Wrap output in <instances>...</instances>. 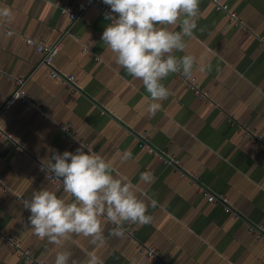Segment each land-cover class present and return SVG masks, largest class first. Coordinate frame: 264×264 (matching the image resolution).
<instances>
[{
  "label": "crops",
  "instance_id": "1",
  "mask_svg": "<svg viewBox=\"0 0 264 264\" xmlns=\"http://www.w3.org/2000/svg\"><path fill=\"white\" fill-rule=\"evenodd\" d=\"M221 1L229 12L199 0L193 35L174 53L194 58L191 75L210 99L198 100L170 73L162 81L169 96L152 115L142 82L115 63L101 40L110 22L104 12L87 0H0V8L12 11L10 19L0 18V130L10 135H0L3 233L48 264L65 250L69 264H87L90 254L103 264H264V240L251 230L264 232V0ZM61 7L80 15L75 24ZM169 27L179 30L178 23ZM28 39L44 46L61 39L51 67L40 64ZM19 80L28 102L8 106ZM247 132L263 142H252ZM81 144L134 185L150 223H128L116 236L101 218L103 239L95 244L68 234L56 245L29 230L23 201L34 190L71 198L47 179L52 150L71 152ZM125 151L131 155L122 159ZM144 171L153 174L150 183L139 180ZM202 187L226 195L237 215L209 203ZM146 246L157 248V259L141 253ZM0 264H23L1 240Z\"/></svg>",
  "mask_w": 264,
  "mask_h": 264
},
{
  "label": "clouds",
  "instance_id": "2",
  "mask_svg": "<svg viewBox=\"0 0 264 264\" xmlns=\"http://www.w3.org/2000/svg\"><path fill=\"white\" fill-rule=\"evenodd\" d=\"M102 3L110 9L104 14L110 22L101 40L114 53L115 63L142 82L153 101L147 111L155 115L161 108L158 101L169 96L163 79L170 73L188 76L193 69L191 55L174 53L183 52L184 38L193 35L199 0H102ZM11 17L9 7L0 8V18ZM177 23L179 30H170L169 26ZM130 155L125 151L122 159ZM46 161L47 172L71 198H62L45 187L34 190L31 198L23 201L30 213L29 230L36 236L59 245L68 234H80L91 237L95 244L103 239L101 218L115 225L116 236L123 235L124 225L128 223L151 222L148 206L133 191L134 185L126 178H116L109 164L85 144L71 152L52 150ZM152 179L150 171L139 175L144 183ZM70 256L69 251H58L54 264H69ZM71 264L77 261L72 260ZM87 264H103V261L90 254Z\"/></svg>",
  "mask_w": 264,
  "mask_h": 264
},
{
  "label": "built area",
  "instance_id": "3",
  "mask_svg": "<svg viewBox=\"0 0 264 264\" xmlns=\"http://www.w3.org/2000/svg\"><path fill=\"white\" fill-rule=\"evenodd\" d=\"M87 1H88L89 6L96 7L104 13L109 11V7L105 4H103L102 0H87ZM211 1L213 2L215 8L218 11L229 12L228 5L223 4L221 0H211ZM61 11H62V13L69 15V17L72 21V25L75 24V22L80 17L79 14H76V13L70 11V9H68L67 7H61ZM230 21L236 22V15L234 13H230ZM60 40L61 39H59V41L53 45L44 46V45L36 43L32 39H28L27 44L34 47L37 50V52L41 55L40 64L51 67L52 63H53V59L57 56V54L61 50V41ZM176 75H178V77H180L181 79H183L187 83L188 87L191 88V90L194 93V96L198 100L207 102L210 99L209 93L206 90L202 89L197 84L195 78L191 74L188 76H184L181 73H176ZM52 77L57 78V77H59V74L54 72L52 74ZM68 81L72 86L75 85V79L73 76L68 77ZM24 84H25L24 80L17 81V88L14 91L12 97L9 99L8 106H12L16 102H22V103L28 102V97H27L26 91L24 90ZM19 94H21V95H19ZM17 95H19V96H17ZM66 131L68 134H70V131H68V129H66ZM247 134L249 135L250 140L252 142H254V143H262L263 142V138L259 134L252 133V132H247ZM0 135L3 137L10 136L8 134L3 133L1 130H0ZM140 147H142L143 149H145L147 151L149 150L150 152H154L155 154H159L157 151L152 149L145 142H141ZM171 163H177V162L173 161ZM46 176H47V179H49L50 182L53 183L56 188L62 189V186L55 179H53L51 173H47ZM200 192L207 199V201L209 203H212V204L218 203L222 206V209L224 212L232 213L234 216L237 215L236 210L233 209V207L230 204L229 199L226 195L218 194V193H212L203 187L200 189ZM110 226H111L112 230L115 228V225H113V224H111ZM251 230H252V232H254V234L259 239L264 240V232L263 231H261L257 227L256 228L252 227ZM0 240L6 245L8 250L10 252H12L23 264H48L43 259L34 258L32 256V252L30 249L23 247L22 244L19 241H17L14 237H12L11 235H6L1 230H0ZM140 251L142 254H144L146 257H148L150 259H152V258L157 259L156 258V256H158L157 248L154 246L142 247L140 249Z\"/></svg>",
  "mask_w": 264,
  "mask_h": 264
}]
</instances>
